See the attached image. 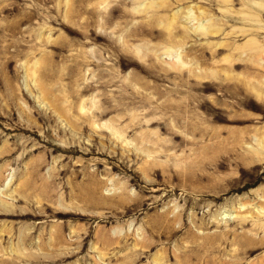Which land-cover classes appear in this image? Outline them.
<instances>
[{
    "label": "rangeland",
    "instance_id": "obj_1",
    "mask_svg": "<svg viewBox=\"0 0 264 264\" xmlns=\"http://www.w3.org/2000/svg\"><path fill=\"white\" fill-rule=\"evenodd\" d=\"M0 264H264V0H0Z\"/></svg>",
    "mask_w": 264,
    "mask_h": 264
}]
</instances>
